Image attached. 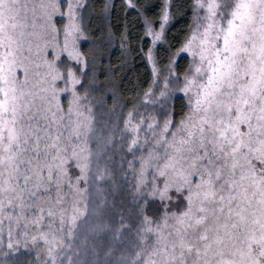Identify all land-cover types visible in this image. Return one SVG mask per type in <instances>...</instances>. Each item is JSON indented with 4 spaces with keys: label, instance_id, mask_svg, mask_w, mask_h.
Listing matches in <instances>:
<instances>
[{
    "label": "snow or ice",
    "instance_id": "1",
    "mask_svg": "<svg viewBox=\"0 0 264 264\" xmlns=\"http://www.w3.org/2000/svg\"><path fill=\"white\" fill-rule=\"evenodd\" d=\"M0 264H264V0H0Z\"/></svg>",
    "mask_w": 264,
    "mask_h": 264
},
{
    "label": "trees",
    "instance_id": "2",
    "mask_svg": "<svg viewBox=\"0 0 264 264\" xmlns=\"http://www.w3.org/2000/svg\"><path fill=\"white\" fill-rule=\"evenodd\" d=\"M114 55L111 56L112 68L113 70H117L123 66V58L121 56V52L118 48H114ZM141 75L140 72L133 73L131 70V66L125 67L122 72H119L116 76L117 82H121L124 80V77H127V80L124 81V89L128 90L131 88V83L135 77H139Z\"/></svg>",
    "mask_w": 264,
    "mask_h": 264
}]
</instances>
